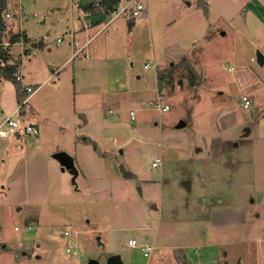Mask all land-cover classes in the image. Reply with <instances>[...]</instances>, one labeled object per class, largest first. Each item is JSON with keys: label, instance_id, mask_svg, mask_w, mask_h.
Listing matches in <instances>:
<instances>
[{"label": "rangeland", "instance_id": "obj_1", "mask_svg": "<svg viewBox=\"0 0 264 264\" xmlns=\"http://www.w3.org/2000/svg\"><path fill=\"white\" fill-rule=\"evenodd\" d=\"M140 1L146 18L115 16L120 0L89 57L61 66L70 0H6L4 44L41 42L9 47L20 77L56 65L24 107L38 133L3 139L0 264H264V0ZM12 89L1 80L0 113Z\"/></svg>", "mask_w": 264, "mask_h": 264}, {"label": "crops", "instance_id": "obj_2", "mask_svg": "<svg viewBox=\"0 0 264 264\" xmlns=\"http://www.w3.org/2000/svg\"><path fill=\"white\" fill-rule=\"evenodd\" d=\"M84 1H86V0H70V9H68V16H70V18H72L70 20V24H71V27H70L71 33H69L70 34V41H69V44L66 45L65 47L60 48V49H56V51L54 52L55 55H53V57H52L53 59H56L55 61H57V60L61 61V66L64 65L65 63H67L69 60H71V58L74 59L75 57H77L79 55H83L85 57V54H86L87 57H85V59H87L89 57L88 52L85 51L87 42H84L83 41L85 39L86 35H87V32L90 29H97L96 32L93 34V36H95L99 32L104 31L109 20L106 21V22H104V21L109 18L110 13H112V12H114L116 10V4L112 2L113 0H98V3L102 7L93 6L91 3L86 4V5H83V2ZM88 1H90V0H88ZM117 1H118V3L120 2V0H117ZM91 2H93V1L91 0ZM103 2H104V4H102ZM188 5H190V4L188 3ZM89 7H91V8H89ZM206 7H207V4H206ZM205 12H206V14L208 13L207 12V9L205 10ZM65 14H66V12L64 10L59 11L57 13L59 19H61V20H63L65 18ZM146 16H147V12L145 11V13L142 16V18H146ZM128 23H129V27H133L135 25V22H133V21L132 22H128ZM74 24H78L77 34L73 30V25ZM21 33H24V32H21ZM24 34L26 35V33H24ZM26 36H27V38L29 40L27 43H24V42H17V43H15L16 45H20L22 47V54L25 53L24 54V56L26 55L25 58L32 57V55H34L33 54L34 52H33V50L30 49V47H35V46H38V45L40 46L41 45V42L35 43V42H33L31 40V38L28 35H26ZM89 39H91V37ZM57 42H59V40ZM15 44H13V45H15ZM26 45H29L30 47L27 48ZM79 49H82V52L77 53L76 56H75V53ZM167 50H168L167 57L175 56V55H171L170 54V51H169L168 48H166V51ZM178 56L179 57H183L184 55H178ZM115 58L116 57H114L112 59H115ZM168 59L169 58H167L165 60V63L167 62ZM13 60H14V58H13ZM14 63H16V62H14ZM31 64H32V66H31L32 68L33 67H36V69H33V71L37 72V74H35V77L33 75H31V74H28V75H26L27 82H25L24 81V77H22V76L20 77V75L18 73V77H20V85H21V88H22L21 94H23L25 96H26V93L24 92L23 88L25 86H29V85L30 86H33V85L36 86V85H38L37 83H39L41 81L44 84L45 81L48 78H50L51 73L53 74V71L54 70L52 71V69H54V67H55L54 65H56L54 63L53 64H47V69L48 70H47V73H46V69H45L46 68V65H43L44 68H42V67H40L41 66V63H40V65L37 64V63H31ZM146 64H144V65H146ZM163 65H164L163 63H160V67H162ZM149 67H150V65H149ZM143 68H144V66H143ZM148 68H144V69H148ZM49 71H52V72L50 73ZM48 72L50 74H49L48 78L47 77L45 78V75H47ZM43 73H45V74H43ZM67 77H68V75H67ZM1 80H4V79L0 78V82H1ZM12 87H13V89H12V95L14 94L13 99L15 100V103L18 105L17 94H16V90H15V87H14L13 84H12ZM39 87L40 86H38L37 88H35L36 90L30 95V97L37 91V89ZM30 97L28 98L27 102L24 104V106L22 108L21 116L23 118L25 117V114H26V111L24 110V107L26 106V104L30 100ZM15 107L16 106H14L12 108V110H8V111H6L4 113H0V114H5V113L6 114H9V113H11L15 109ZM38 107H39V105L35 104V111H38ZM29 111L32 112V113H34V108L33 107L29 108ZM23 134L26 135L25 133L20 132V133L16 134L15 137L17 139H21L23 137L22 136ZM8 137L0 138V151H4V149L7 150V146L8 145L10 146L12 144V143L9 144L7 141H4L3 140V139H6Z\"/></svg>", "mask_w": 264, "mask_h": 264}, {"label": "built area", "instance_id": "obj_3", "mask_svg": "<svg viewBox=\"0 0 264 264\" xmlns=\"http://www.w3.org/2000/svg\"><path fill=\"white\" fill-rule=\"evenodd\" d=\"M127 12L129 14V18L130 19H137L140 18L144 15L145 13V6L144 4L140 1V0H124V3L120 6V11L118 13H116L115 16H118L121 13ZM8 16V15H7ZM82 52V49H79L76 53ZM85 57H87V55L85 54ZM149 64L147 63L146 65H144V68H148ZM20 80V77H17ZM24 92L26 93L27 96H25L19 103L18 105L15 107V109L9 113V114H0V138H5L11 135H16L20 132L23 133H32L34 135H36L38 133V130L35 126L29 124V123H25V122H21L23 121V118L21 116V112H22V108L24 106V104L27 102L28 98L30 97V95L36 90L34 89V87L32 86H25L23 88ZM151 104V103H150ZM250 106V100L243 96L241 98V107L243 109H248ZM158 108V110L160 111H166L168 110V106L164 105L162 108L159 106V104H157L156 106ZM129 116L131 120H134L135 118V113L133 110H131L129 112ZM160 163V159H155L151 166L152 167H157L158 164ZM29 229V227H28ZM128 245L131 247H136L137 246V242L136 240H129ZM149 250V248H145L144 250ZM67 251L69 252V249H67Z\"/></svg>", "mask_w": 264, "mask_h": 264}, {"label": "trees", "instance_id": "obj_4", "mask_svg": "<svg viewBox=\"0 0 264 264\" xmlns=\"http://www.w3.org/2000/svg\"><path fill=\"white\" fill-rule=\"evenodd\" d=\"M113 3L117 4V0H113ZM6 0H0V78L9 81L15 87L17 94L18 103L25 97V95L21 94V85L18 77V64L14 63L12 56L9 52V47L17 42L27 43L29 40L24 33H19L11 36L7 44H4L2 39L3 34L6 31V23L3 18L4 11L6 9ZM104 4V2L102 3ZM91 8V7H89Z\"/></svg>", "mask_w": 264, "mask_h": 264}, {"label": "water", "instance_id": "obj_5", "mask_svg": "<svg viewBox=\"0 0 264 264\" xmlns=\"http://www.w3.org/2000/svg\"><path fill=\"white\" fill-rule=\"evenodd\" d=\"M255 58L258 65H264V55L262 53L256 52ZM179 126H184V123L181 122ZM54 157L58 160L59 164L61 165V168L63 170H67L73 176V179L77 177L78 171L74 166L73 159L67 153L60 151L55 153ZM185 185L188 186V183H185ZM98 263V261L90 259L87 264ZM106 264H123V261L121 260V257L118 254H112L107 257Z\"/></svg>", "mask_w": 264, "mask_h": 264}]
</instances>
